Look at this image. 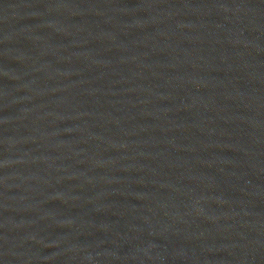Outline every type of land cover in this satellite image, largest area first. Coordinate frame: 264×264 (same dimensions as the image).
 Here are the masks:
<instances>
[{"label":"water","instance_id":"1","mask_svg":"<svg viewBox=\"0 0 264 264\" xmlns=\"http://www.w3.org/2000/svg\"><path fill=\"white\" fill-rule=\"evenodd\" d=\"M0 264H264V0H0Z\"/></svg>","mask_w":264,"mask_h":264}]
</instances>
